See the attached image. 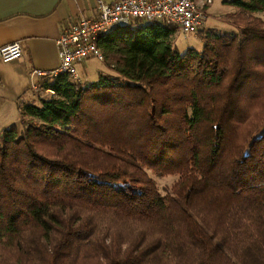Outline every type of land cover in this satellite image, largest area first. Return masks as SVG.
<instances>
[{
    "label": "trees",
    "instance_id": "1",
    "mask_svg": "<svg viewBox=\"0 0 264 264\" xmlns=\"http://www.w3.org/2000/svg\"><path fill=\"white\" fill-rule=\"evenodd\" d=\"M225 3L236 31L200 50L137 21L97 40L93 79L21 101L0 131V264H264V0ZM151 174L177 179L163 194Z\"/></svg>",
    "mask_w": 264,
    "mask_h": 264
},
{
    "label": "crops",
    "instance_id": "2",
    "mask_svg": "<svg viewBox=\"0 0 264 264\" xmlns=\"http://www.w3.org/2000/svg\"><path fill=\"white\" fill-rule=\"evenodd\" d=\"M112 2L113 0H104ZM99 0H0V48L20 42L22 58L4 63L0 59V108L12 96H23L29 84L40 85L33 73L54 71L60 66L57 40L82 17L97 15ZM35 79H38L35 82ZM9 86V87H8ZM34 91V90H33ZM36 91V90H35ZM4 93V95L2 93ZM13 97V98H14ZM25 98L18 100L24 101ZM41 98L36 101L40 102ZM21 118V115H20Z\"/></svg>",
    "mask_w": 264,
    "mask_h": 264
},
{
    "label": "built area",
    "instance_id": "3",
    "mask_svg": "<svg viewBox=\"0 0 264 264\" xmlns=\"http://www.w3.org/2000/svg\"><path fill=\"white\" fill-rule=\"evenodd\" d=\"M210 4L212 0L204 4L199 0H113L110 3L99 0L96 16L82 17L58 38L59 68L49 72L37 70L33 74L39 78L68 74L78 79L79 64L89 58L105 60L97 45L100 37L110 36L137 21L161 22L176 28L178 32L196 34L205 25L204 7ZM22 56L20 42L0 48V59L4 63L16 61Z\"/></svg>",
    "mask_w": 264,
    "mask_h": 264
},
{
    "label": "rangeland",
    "instance_id": "4",
    "mask_svg": "<svg viewBox=\"0 0 264 264\" xmlns=\"http://www.w3.org/2000/svg\"><path fill=\"white\" fill-rule=\"evenodd\" d=\"M199 1H201V3L204 4V2H206L207 0H199ZM225 1L226 0H212V4L204 7L206 19H205L204 29L201 32L197 34H185L177 31L174 39L177 48L181 54L186 53L189 49H196V50L202 49L203 42L200 38V35L207 32L208 30L218 31L222 33L223 32L231 33L236 31L233 26H231L229 23L225 21L228 14L234 11L235 8L226 4ZM258 15L264 20V11L258 13ZM112 61L113 60H110L109 62L113 63ZM103 67H104V63L102 61H99L97 58H91L79 64L77 66V70L79 76L82 77L83 79L86 77H88L89 79H93L95 76H97L98 70ZM52 79L54 78H47L45 80L51 81ZM37 81L38 79H35V82ZM29 86L30 87L25 95L19 96L20 94H18L17 97L12 96L13 94L10 92V89L13 88H10L8 86L9 89L6 95L10 98H7L3 102V104L1 103L2 107L0 108V131L7 129L14 124H20L21 113L17 103L19 99L21 100L22 98H25V101H30L34 99L36 100L37 98H41L42 96H44L42 94V91L40 93L39 90L37 89L38 84L35 86L33 85L34 87L33 89H32V83H30ZM2 94L4 95V93ZM46 94L48 95V97L55 96L52 92H48ZM20 103L21 102H19V104ZM151 176L153 179H155L159 189L163 194L167 193L170 190V188L177 179L176 177L158 178L152 174ZM137 185L140 186L141 184H137Z\"/></svg>",
    "mask_w": 264,
    "mask_h": 264
}]
</instances>
